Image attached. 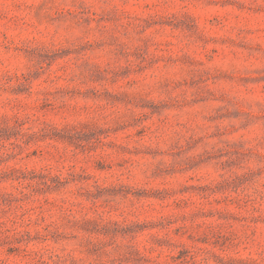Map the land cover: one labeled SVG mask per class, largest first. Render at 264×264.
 Returning <instances> with one entry per match:
<instances>
[{
	"label": "rangeland",
	"instance_id": "1",
	"mask_svg": "<svg viewBox=\"0 0 264 264\" xmlns=\"http://www.w3.org/2000/svg\"><path fill=\"white\" fill-rule=\"evenodd\" d=\"M0 264H264V0H0Z\"/></svg>",
	"mask_w": 264,
	"mask_h": 264
}]
</instances>
